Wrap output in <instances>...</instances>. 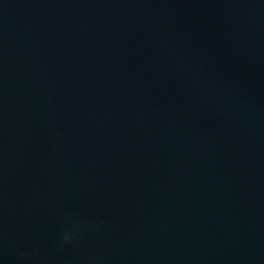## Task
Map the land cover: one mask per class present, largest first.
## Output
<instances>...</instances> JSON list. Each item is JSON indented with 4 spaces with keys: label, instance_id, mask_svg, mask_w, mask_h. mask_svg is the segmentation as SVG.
Masks as SVG:
<instances>
[{
    "label": "water",
    "instance_id": "95a60500",
    "mask_svg": "<svg viewBox=\"0 0 264 264\" xmlns=\"http://www.w3.org/2000/svg\"><path fill=\"white\" fill-rule=\"evenodd\" d=\"M0 264H264V0H0Z\"/></svg>",
    "mask_w": 264,
    "mask_h": 264
}]
</instances>
